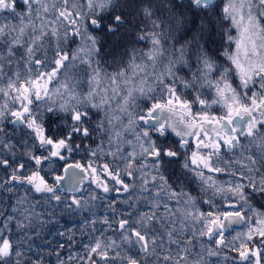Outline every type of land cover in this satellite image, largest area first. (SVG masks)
Returning a JSON list of instances; mask_svg holds the SVG:
<instances>
[{
  "label": "snow or ice",
  "instance_id": "1",
  "mask_svg": "<svg viewBox=\"0 0 264 264\" xmlns=\"http://www.w3.org/2000/svg\"><path fill=\"white\" fill-rule=\"evenodd\" d=\"M0 264H264V0H0Z\"/></svg>",
  "mask_w": 264,
  "mask_h": 264
},
{
  "label": "rangeland",
  "instance_id": "2",
  "mask_svg": "<svg viewBox=\"0 0 264 264\" xmlns=\"http://www.w3.org/2000/svg\"><path fill=\"white\" fill-rule=\"evenodd\" d=\"M72 47H75V45H72ZM221 179H224V177H221ZM75 222H76V219L75 218H64V219L61 220V223H69V224H71V223H75ZM246 230H247V225H244L243 227H241V228L233 231L229 235L228 239H232L233 237H235L237 235L238 232H244ZM86 242L87 241L85 240V243ZM77 251H79V249H77ZM225 251H228V250L225 249ZM229 255H233V254L231 252H229ZM213 259H215V258H213Z\"/></svg>",
  "mask_w": 264,
  "mask_h": 264
},
{
  "label": "trees",
  "instance_id": "3",
  "mask_svg": "<svg viewBox=\"0 0 264 264\" xmlns=\"http://www.w3.org/2000/svg\"><path fill=\"white\" fill-rule=\"evenodd\" d=\"M225 47L227 46V45H224ZM137 47H143V45H137ZM120 51H122V49H120ZM109 59H111V58H109ZM75 159L76 160H81V155H77L76 157H75ZM69 162H72V161H69Z\"/></svg>",
  "mask_w": 264,
  "mask_h": 264
},
{
  "label": "flooded vegetation",
  "instance_id": "4",
  "mask_svg": "<svg viewBox=\"0 0 264 264\" xmlns=\"http://www.w3.org/2000/svg\"><path fill=\"white\" fill-rule=\"evenodd\" d=\"M204 210H208L207 209V206H205V209ZM237 229H239V228H234V229H232L228 234H226L227 235V238L229 237V235L233 232V231H235V230H237Z\"/></svg>",
  "mask_w": 264,
  "mask_h": 264
},
{
  "label": "water",
  "instance_id": "5",
  "mask_svg": "<svg viewBox=\"0 0 264 264\" xmlns=\"http://www.w3.org/2000/svg\"><path fill=\"white\" fill-rule=\"evenodd\" d=\"M234 227H242V226H241V225H234L233 228H234Z\"/></svg>",
  "mask_w": 264,
  "mask_h": 264
},
{
  "label": "bare ground",
  "instance_id": "6",
  "mask_svg": "<svg viewBox=\"0 0 264 264\" xmlns=\"http://www.w3.org/2000/svg\"><path fill=\"white\" fill-rule=\"evenodd\" d=\"M243 226H244V225H243ZM243 226H242V227H243ZM234 228H241V227H234ZM234 228H232V229H234Z\"/></svg>",
  "mask_w": 264,
  "mask_h": 264
}]
</instances>
